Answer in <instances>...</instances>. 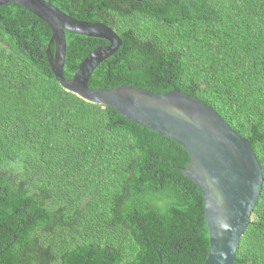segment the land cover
I'll return each instance as SVG.
<instances>
[{
  "label": "trees",
  "instance_id": "trees-1",
  "mask_svg": "<svg viewBox=\"0 0 264 264\" xmlns=\"http://www.w3.org/2000/svg\"><path fill=\"white\" fill-rule=\"evenodd\" d=\"M47 1L121 39L90 88L177 89L250 142L263 181L233 264H264V0ZM51 35L21 5H0V264H203L188 152L61 87ZM65 41V78L108 44L69 30Z\"/></svg>",
  "mask_w": 264,
  "mask_h": 264
},
{
  "label": "water",
  "instance_id": "water-1",
  "mask_svg": "<svg viewBox=\"0 0 264 264\" xmlns=\"http://www.w3.org/2000/svg\"><path fill=\"white\" fill-rule=\"evenodd\" d=\"M8 2L21 5L51 27L45 54L61 87L174 140L188 152L190 162L180 170L195 183L204 201L209 252L203 264H233L263 181L262 168L250 142L211 106L177 89L154 93L132 86L90 88L88 80L94 68L121 44L113 29L100 22L73 18L47 0H0V5ZM65 30L108 42L90 51L70 78L63 75Z\"/></svg>",
  "mask_w": 264,
  "mask_h": 264
}]
</instances>
